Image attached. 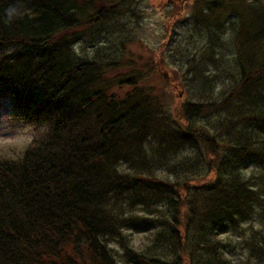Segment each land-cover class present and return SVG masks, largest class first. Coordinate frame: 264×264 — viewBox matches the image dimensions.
<instances>
[{
  "label": "trees",
  "instance_id": "obj_1",
  "mask_svg": "<svg viewBox=\"0 0 264 264\" xmlns=\"http://www.w3.org/2000/svg\"><path fill=\"white\" fill-rule=\"evenodd\" d=\"M125 1L0 0V99L45 127L0 161V264H121L113 241L134 264H264V173L244 172L264 169V0H196L208 43L156 79L125 52L74 49Z\"/></svg>",
  "mask_w": 264,
  "mask_h": 264
},
{
  "label": "rangeland",
  "instance_id": "obj_2",
  "mask_svg": "<svg viewBox=\"0 0 264 264\" xmlns=\"http://www.w3.org/2000/svg\"><path fill=\"white\" fill-rule=\"evenodd\" d=\"M196 0H127L124 4L118 7V13L114 18L95 24L86 31V35L75 45L76 50L81 55L92 57L96 53V47H103L107 50V58H112L118 55L121 58L125 53L129 59H133L136 65H150L149 74L156 79L162 74H169L173 71H178L181 75L182 71L186 75L187 65L182 66L177 64L178 56H185V52L197 50L201 45L208 43L205 39L204 32H198V26H195L190 15L193 12L194 3ZM219 13L221 11H218ZM196 27V29H193ZM194 32V33H193ZM227 32L233 33V30L228 26ZM206 33V31H205ZM222 40L226 41L228 47L227 52L231 53L233 43L230 42L229 34L220 33ZM123 39V41H121ZM203 39V40H202ZM170 41L169 43H167ZM112 43V45H111ZM168 44V50L164 54V47ZM125 52V53H124ZM171 52L173 55H171ZM113 53L112 55H110ZM147 67V66H145ZM209 73L221 70V65L216 67L213 63L210 64ZM180 71V72H179ZM181 73V74H180ZM163 74V75H164ZM191 73H188L190 76ZM220 75V74H219ZM221 80L229 79L225 75L220 76ZM150 80V79H149ZM221 80H216L212 77L210 81L217 83V90L222 88ZM163 82L162 80H156ZM163 85H166L164 83ZM193 88L197 91V83L193 82ZM183 89L174 91V100L172 103L178 105L182 102L184 95ZM10 97H2L0 99V161L15 160L23 156L25 150L32 143L35 136H38L43 130V126L34 125L30 120H27L23 115L15 111L14 106L10 103ZM246 176L251 175L261 176L264 169L255 164H250L244 169ZM162 175V173H160ZM164 174V173H163ZM263 208L260 207V210ZM142 204L136 210L129 209L132 213H142ZM255 226L264 228V216L258 215L255 217ZM124 233L130 239V243L136 249L152 254V249L148 248L147 243L150 242L151 233L138 231L136 229H124ZM233 244H236L239 239L246 236L229 231L224 234ZM239 243L235 253H243L246 248L242 249ZM109 245L112 247L117 260L121 264H134L129 262L124 254L123 247L120 243L113 241Z\"/></svg>",
  "mask_w": 264,
  "mask_h": 264
},
{
  "label": "bare ground",
  "instance_id": "obj_3",
  "mask_svg": "<svg viewBox=\"0 0 264 264\" xmlns=\"http://www.w3.org/2000/svg\"><path fill=\"white\" fill-rule=\"evenodd\" d=\"M235 4V7H236V10H235V12L238 10L237 8V6H238V4L237 3H234ZM109 19H111V18H109ZM108 20V19H107ZM192 21L195 23V24H198L197 23V21H196V19H192ZM193 29H196V27H193ZM197 31L199 32V28H197ZM194 33V32H193Z\"/></svg>",
  "mask_w": 264,
  "mask_h": 264
},
{
  "label": "clouds",
  "instance_id": "obj_4",
  "mask_svg": "<svg viewBox=\"0 0 264 264\" xmlns=\"http://www.w3.org/2000/svg\"><path fill=\"white\" fill-rule=\"evenodd\" d=\"M12 13L10 12L9 15H11Z\"/></svg>",
  "mask_w": 264,
  "mask_h": 264
}]
</instances>
